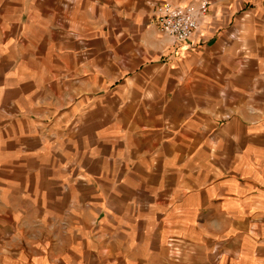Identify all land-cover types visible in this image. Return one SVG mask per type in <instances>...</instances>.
<instances>
[{"label": "crops", "instance_id": "1", "mask_svg": "<svg viewBox=\"0 0 264 264\" xmlns=\"http://www.w3.org/2000/svg\"><path fill=\"white\" fill-rule=\"evenodd\" d=\"M0 264H264V0H0Z\"/></svg>", "mask_w": 264, "mask_h": 264}, {"label": "built area", "instance_id": "2", "mask_svg": "<svg viewBox=\"0 0 264 264\" xmlns=\"http://www.w3.org/2000/svg\"><path fill=\"white\" fill-rule=\"evenodd\" d=\"M207 9V2L194 7L175 6L164 1L155 9V25L160 34L172 38L175 43H184L197 31L199 20L206 15Z\"/></svg>", "mask_w": 264, "mask_h": 264}]
</instances>
